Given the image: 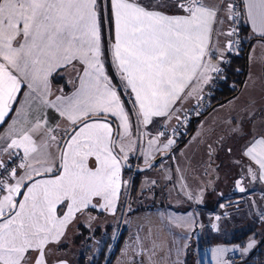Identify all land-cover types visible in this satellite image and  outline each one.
Wrapping results in <instances>:
<instances>
[{
  "label": "snow or ice",
  "instance_id": "1",
  "mask_svg": "<svg viewBox=\"0 0 264 264\" xmlns=\"http://www.w3.org/2000/svg\"><path fill=\"white\" fill-rule=\"evenodd\" d=\"M239 16L264 43V0H0V126L11 119L0 136V264H49L77 213L115 212L137 139L150 137L149 167L174 144L157 147L165 133L152 129L222 72L232 42L221 50L213 35ZM77 65L74 90L55 95L53 74ZM243 154L264 180V136ZM223 252L214 250L216 264Z\"/></svg>",
  "mask_w": 264,
  "mask_h": 264
},
{
  "label": "rangeland",
  "instance_id": "2",
  "mask_svg": "<svg viewBox=\"0 0 264 264\" xmlns=\"http://www.w3.org/2000/svg\"><path fill=\"white\" fill-rule=\"evenodd\" d=\"M79 69L76 67L74 74L65 76L68 87L66 93L74 89ZM263 114L264 49L260 46L255 52L252 48L248 51L245 77L238 93L204 114L186 143L179 146V150L163 156L159 162L141 171L138 188L134 190L130 202L127 201L128 190L124 186L114 213L97 207V210L104 211L103 214L97 215L98 217L87 212L82 217L75 218L68 224L60 240L52 243V247L66 240L71 243L73 249L81 250L80 252L86 255V260L93 262L92 264H216L214 250L225 251L230 243L213 239L209 244H205L201 238L212 228L216 229L219 222L223 223L229 216L226 208H233V203H243L242 194L245 192L240 191L238 183L230 190L236 192L237 196H231L224 187L228 185L221 181L222 170H228L229 177L233 171L232 160L229 161V156L226 157V140L237 137L236 134H227L238 128L246 131L248 122L257 128L264 118ZM141 131L144 129L141 128ZM151 135L156 136L158 132ZM136 138L134 129L133 139ZM149 138L144 136L137 139L135 151L129 154L128 160L134 162L135 158H140V154L148 148ZM166 139L175 141L176 138L160 137L157 147L162 148ZM162 152L167 153L168 149ZM176 161L180 165L182 180L175 178L179 171ZM169 166L174 169L172 172ZM219 191L225 196L218 202L216 198ZM205 194H209L210 199H206ZM203 202H211L213 211H208V226L212 228L205 225ZM134 207L141 210L130 213ZM241 208L245 211L243 206ZM232 213L237 214V220L240 218V208L232 210ZM221 217L224 218L221 220ZM119 231L122 243L118 250L108 257ZM79 234L82 236L74 237ZM212 235L218 234L212 231ZM74 240L78 241V244L73 247ZM104 244L106 255L103 261L101 258L97 260ZM187 251L191 252L192 259L194 258L190 263L186 259Z\"/></svg>",
  "mask_w": 264,
  "mask_h": 264
},
{
  "label": "crops",
  "instance_id": "3",
  "mask_svg": "<svg viewBox=\"0 0 264 264\" xmlns=\"http://www.w3.org/2000/svg\"><path fill=\"white\" fill-rule=\"evenodd\" d=\"M245 20H246V17L241 16L242 24L246 25L248 28V36L247 37H256L250 41L249 49L251 50V48H252V50H254V52H255V49L259 48L260 46L263 47V49H264V43L260 42L258 34L253 32L251 24L246 23ZM217 27L222 31L223 34L219 35L218 37L214 34L213 35V43L216 44L218 41V46L221 48V50H224L227 48L229 40H231V38H232V36L227 35V33L229 32V27H230V19L227 20L224 24L218 25ZM224 55H226V51L224 52ZM218 60H219V54L217 56V61ZM217 61H214V62H217ZM108 62L110 63V60ZM110 66H111L112 71L114 73V76L117 80L118 73H116L115 68L111 63H110ZM76 67L80 68L79 65H77ZM105 67H106V71L108 72L106 64H105ZM69 69H70L69 71H68V69L61 70L63 72L66 71V73L59 71L58 73L53 74L52 84H53V92L55 93V95L61 94L59 91H57V89H63L64 93L67 92L68 87L66 86V81L64 78L66 75L70 76V75L74 74L73 73L74 70L72 68H69ZM113 83H116V82L113 81ZM117 83H118V81H117ZM210 85H211V82H209L206 85H201L200 87L202 88V91H200L198 95L194 94L190 97H185V98H182L181 100L177 101L176 105H174V110H173V113L171 115V118H168V119L161 118L160 127H158L157 129H152L151 134H156V132H159V131H163V132L166 131V132H164L165 136L176 138L174 141V144L170 148H168L169 153H171V150L177 145L175 143L177 142L178 135L181 133V131L185 127V126H182L180 128L178 127V124H179V121L181 118V113L183 111L195 106V105H197L199 107V111L203 110L209 102V100L207 99V96L209 95L208 90H210ZM72 91H70L68 93H71ZM123 97L125 98V100L129 99V97L127 96V92H125L123 94L122 99H123ZM54 98H55V96L50 97V99H54ZM212 109H213V107L210 110H212ZM47 111L52 112L53 115L56 116V120L61 125L60 129H58V132L62 131L64 126H65V122L62 120V118H59L58 114L54 113V110H47ZM12 115L13 114H10V116H12ZM247 117H249V116H247ZM250 117H252V116H250ZM112 119H115V118H112ZM10 123H11V119H8V123L4 124L3 126H0V136H3L6 134L8 124H10ZM52 126H55V123H53ZM166 126L169 128H166ZM195 128H196V126H195ZM234 134H236L238 141L236 138H234V136H233V139H231L230 141L226 140V145H227L226 157L229 156V161L232 160L233 171H232L231 177H229L227 175L228 170H225V169L222 170L221 181L224 182L225 185H228V186H224L225 189L228 190L227 194L229 192H231L230 191L231 188L235 187V185H237L238 183L240 184L239 185L240 187L244 188L245 192H244V194H242L244 197V200H243V203L241 205L245 209V214H244L245 218L244 219H246V221H247L246 223L251 225L250 226L251 232L248 234V237L246 239H244L238 243H230L227 245L228 248L223 253V260L225 262L227 261L228 253H230L231 251H238L241 255L245 256V255H248L249 253H251L253 248L256 245H258L261 240H262V243L264 241V221L261 218L262 216L264 217V180H260L258 178V175H259L258 172H257V176L254 178L253 175L248 171L250 165L253 167V169H256L257 166L252 164V162L249 160V158L243 154L245 151V148L248 146L249 142L253 140V138L259 139L262 136H264V118H263L262 122L257 126V128L252 127L251 124L248 122L246 131L243 132V130L241 131L238 128L237 130L228 132L227 136L234 135ZM239 139L241 140V142ZM4 143H5V141L0 140V147H2L4 145ZM226 148H225V151H226ZM174 150H179V147L174 148L173 151ZM57 151H58V149L56 150V153H57ZM162 151L153 152L151 158L149 159V162L152 159H154L155 157H157L159 154L166 153V152H162ZM143 153L140 154V158H135L134 162H132V163H134L136 166L145 165L146 163H145V157H144ZM20 154L22 155V150L20 151ZM219 154H221V151H219ZM161 159H159V160H161ZM159 160L157 162H159ZM157 162H155L154 164H156ZM212 163H213V161H212ZM176 164L179 167V171H178L177 175H175V178H180V180H182L180 165L178 164L177 161H176ZM169 167H170V170L172 172L174 169L172 168V166H169ZM125 175H126V172L122 171V180L123 181H125ZM37 178H39V177H37ZM124 186H125V184L124 185L122 184L119 197H121L122 187H124ZM209 194H205L206 196H204V197L206 199L207 198L210 199ZM94 203H95V201H94ZM210 203L211 202H209L208 205H210ZM205 204H206L205 202H203V204H202L203 209H204L203 212L205 214V220H206L205 225H207L206 226L207 228H212L211 226H208V224H210L208 211H213V208L211 207V205L204 207ZM210 208H212V209H210ZM87 212H88V214H93V215H95V217H98L97 215L103 214L104 211H99V210H97V208H95V209L89 208L88 210L84 211L83 213H77L76 218L82 217ZM235 222L236 221L234 220L233 223L235 224ZM218 225H217V227H218ZM232 225L233 224H230L229 221L227 222L226 220H224L222 223L223 231L220 234L222 236H225L226 231H224V229L229 228V227L230 228L240 227L241 223H239L238 226L237 225L232 226ZM217 227H216V229L212 228L213 230L211 229V231H209L207 234H205L204 235L205 237H203L201 239V241L202 242L204 241L205 244H207V243L209 244V242L214 239V235H212V231H215L217 233ZM206 241H208V242H206ZM219 242H222V241H219ZM249 245H252V246L249 247ZM50 247H51V252L48 255L49 264H59V262H63V264H75L72 256H68L67 253H62L61 250H56V251H55V249L53 250L52 244L50 245ZM262 250H263V248H262ZM263 255H264V251H263Z\"/></svg>",
  "mask_w": 264,
  "mask_h": 264
},
{
  "label": "trees",
  "instance_id": "4",
  "mask_svg": "<svg viewBox=\"0 0 264 264\" xmlns=\"http://www.w3.org/2000/svg\"><path fill=\"white\" fill-rule=\"evenodd\" d=\"M240 10V9H239ZM248 36V28L246 25L242 24L241 21V16H240V23L238 25V45L237 48L235 49V53H232L229 55V63L225 68V73H224V77L221 81H219V83L214 87V89L210 92V94L207 96V99L209 100L207 106L198 112L197 115H195L194 117H192L189 122L187 123V125L184 127V129L181 131V133L178 135V139L177 142L175 144H177L174 148L181 146L183 143L186 142V140L190 137V135L192 134V132L195 129V126L197 124V122L200 120V118L206 114L212 107L216 106L217 104H220L222 102H224L225 100L231 98L232 96H234L235 94L238 93V91L240 90L239 88L242 86L244 77H245V70H246V58H247V53L249 50V45H250V41L253 40L256 37H247ZM107 65V70L111 76V78L113 79V81H115L117 83V80L114 76V73L112 71V68L110 66V63L107 61L106 62ZM123 99L125 100V98L123 97ZM114 120V119H113ZM173 148V149H174ZM173 149L171 150V152H173ZM163 156L170 154L169 152L166 153H161ZM129 161V160H128ZM130 162V161H129ZM132 162V161H131ZM124 172H126L125 175V181L127 182L125 184V187L128 190V193H126V189L124 191V193H126L127 195V201L130 202V197L133 195V192L136 188H138V184L140 182V177H141V172H131L128 169H123ZM219 196L217 198L218 202L225 196L224 193L222 191L219 192ZM231 194V196H237L236 192H229V195ZM122 195V192H121ZM217 202V203H218ZM231 203V202H230ZM205 205H208V203H206ZM233 208H226L227 211H229V216L225 218V220L229 223L233 222L234 220L236 221L235 224L232 223L234 225H237L239 223H241L240 227H233V228H226L224 229V231H226V235L225 236H220V233L223 231L222 229V223L219 222V225L217 227V234L216 236H214V239H217L218 241H222L223 243H238L244 239H246L248 237V234L251 232V228H250V224L246 223V219H244V214L245 211H242L241 207L242 205L238 204H232ZM240 208V214H239V219L237 220V214L236 213H232V210L236 209V208ZM138 210H141L137 207H134V209H131L130 213H134ZM224 217H221V220ZM221 223V225H220ZM220 226V228H219ZM231 226V227H232ZM111 228V226L109 227ZM80 229V228H79ZM219 231V232H218ZM77 236H82L81 234L79 235H75L74 237ZM117 239L112 243L111 245V250L108 254V257H111L114 252H116L118 250V248L120 247V240H121V231L118 232V234L116 235ZM202 239V238H201ZM106 241V240H105ZM108 243V241H106ZM204 242V241H203ZM208 242V241H206ZM205 243V242H204ZM57 244V243H54ZM73 247L78 244V241L76 242L75 240L72 242ZM106 244V243H105ZM105 244L103 246H101V253L97 256V260L101 258V261H103L104 259V255H106V249L105 248ZM108 248V246H106ZM262 248L264 251V241L262 243ZM61 250L62 253H67L68 256H72L75 264H92L89 263L86 260V255L83 254V252H80L81 250H76L73 249L71 246V243L68 241H64V243H59L56 246L53 247V250ZM63 250V251H62ZM81 253V254H80ZM66 255V256H67ZM193 255L191 256V252L187 251V255H186V259L188 261V263H190V260H194V258L192 259ZM84 258L85 259V263H84ZM194 264V262H193Z\"/></svg>",
  "mask_w": 264,
  "mask_h": 264
},
{
  "label": "built area",
  "instance_id": "5",
  "mask_svg": "<svg viewBox=\"0 0 264 264\" xmlns=\"http://www.w3.org/2000/svg\"><path fill=\"white\" fill-rule=\"evenodd\" d=\"M237 11H240L239 8ZM240 23V16L237 17L235 20L230 19V27L229 31H231L233 28L236 29V33L232 35L231 40L229 42H232L231 49L229 51H226V55H224V60L222 63H220V67L222 68V72L220 73H212V81L210 85V90H208V93L210 94V91L214 89V87L221 81L224 77L225 73V68L229 63V55L232 53H235V49L237 48L238 45V25ZM199 112V107L197 105L185 110L181 114V118L178 124V127L186 126L189 120L197 115ZM166 132V131H164ZM19 162V161H18ZM264 221V217H261ZM262 240L258 245H256L251 253L248 255H241L238 251H231L227 255V261L226 264H264V255H263V250H262Z\"/></svg>",
  "mask_w": 264,
  "mask_h": 264
},
{
  "label": "water",
  "instance_id": "6",
  "mask_svg": "<svg viewBox=\"0 0 264 264\" xmlns=\"http://www.w3.org/2000/svg\"><path fill=\"white\" fill-rule=\"evenodd\" d=\"M113 128H114V132L116 131V123H113ZM66 139V137H65ZM59 151V150H58ZM169 152V151H168ZM167 152V153H168ZM166 153V154H167ZM165 156V155H164ZM163 157L162 154H159L157 157H155L154 159H152L149 164L152 166L155 162H157L159 159H161ZM150 168L148 164L145 165H138L136 166L134 163L127 161V166L125 167V169H129L130 171L133 172H141L143 170H146Z\"/></svg>",
  "mask_w": 264,
  "mask_h": 264
},
{
  "label": "flooded vegetation",
  "instance_id": "7",
  "mask_svg": "<svg viewBox=\"0 0 264 264\" xmlns=\"http://www.w3.org/2000/svg\"><path fill=\"white\" fill-rule=\"evenodd\" d=\"M129 170V169H128ZM133 173V171H131Z\"/></svg>",
  "mask_w": 264,
  "mask_h": 264
}]
</instances>
